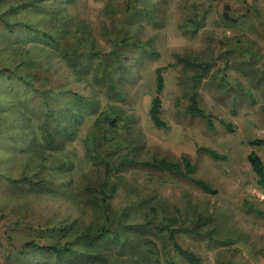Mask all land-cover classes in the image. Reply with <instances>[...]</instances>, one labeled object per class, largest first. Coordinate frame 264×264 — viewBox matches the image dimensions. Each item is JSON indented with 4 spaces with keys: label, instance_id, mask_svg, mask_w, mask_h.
Returning a JSON list of instances; mask_svg holds the SVG:
<instances>
[{
    "label": "rangeland",
    "instance_id": "374dc122",
    "mask_svg": "<svg viewBox=\"0 0 264 264\" xmlns=\"http://www.w3.org/2000/svg\"><path fill=\"white\" fill-rule=\"evenodd\" d=\"M54 1H43L40 10L30 9L28 16L27 11L7 15L8 23L0 17V69L17 67L36 45L30 53L39 62L30 71L36 73L37 86L48 90L45 98L38 97L31 89L9 87L0 76V98H8L0 109V173H5L0 175V262L7 264L5 248L31 237L28 228L14 225L21 219L26 224L55 219L76 220L81 226L103 223L105 215L86 187L108 179L119 184L110 212L123 214L124 225L131 224L126 229L131 246L121 247L112 239L100 250L105 261L189 264L175 252L168 235L158 233L149 221L166 223L174 217L173 227L178 228L202 214L211 217L212 224L201 234L179 232L177 240L203 264H264V216L245 205L264 210V189L248 158L255 150L264 161V144L250 145L251 140H264V0H70L68 24L45 12L58 9ZM23 17L40 29H53L65 50L44 40L45 33L36 28L42 42L34 38L16 44L21 33L15 30L9 36L7 26ZM75 51L80 59L70 62L64 54ZM183 60L205 68L187 66ZM159 67L165 68V127L156 126L149 114ZM195 75H201L199 101L212 115V127L186 112ZM76 93L94 104L82 106V121L70 125L75 137L60 139L56 150L49 149L47 163L54 165L41 171L31 151L39 147L46 99L61 115L63 104H77ZM105 112L118 117V131L109 123L97 125L98 114ZM25 133L37 138L33 150L18 148ZM202 148L224 158L199 152ZM183 156L196 167L191 177L131 162L106 175L103 164L111 161L117 167L123 159L155 158L180 162ZM63 162L68 164L63 170L55 167ZM21 175L48 179L55 189L38 193L4 178ZM193 179L205 180L216 192L203 191ZM150 207L157 210V218Z\"/></svg>",
    "mask_w": 264,
    "mask_h": 264
},
{
    "label": "trees",
    "instance_id": "16d2710c",
    "mask_svg": "<svg viewBox=\"0 0 264 264\" xmlns=\"http://www.w3.org/2000/svg\"><path fill=\"white\" fill-rule=\"evenodd\" d=\"M17 4L9 3L8 0H0L3 2L2 8H0V17L8 23L7 15H15L20 12H26L25 15L28 16L30 9L38 8V11L41 8V3L45 0H17ZM57 10L45 11L48 13H54L60 19L64 20L68 24L72 18L68 16L67 7L71 3L70 0H56L54 1ZM29 17H23L20 21L15 24L8 25V35H12L15 30H19L21 33L18 37L19 39L15 41L16 44L21 40L25 43L28 40H33L37 38V30L45 33L44 40L51 44H56V47L59 50H65V47H62V43L54 35V30L46 31L40 29L36 23H31ZM36 28V29H34ZM29 37L25 39L24 37ZM38 41L42 42V38H37ZM14 43V41H13ZM36 45H32L29 48L28 53L24 54L20 63L17 67H4L0 69V76L4 77L7 80V85L9 87H22L28 88L34 91L36 95L42 96L45 98L47 95V88H39L37 86L38 80L34 78L36 73L31 72L36 68L37 62H39V57L32 55L30 51ZM75 51L72 54H64L67 59L72 62V60H79V54ZM187 66H200L205 68L201 63H193L189 60H183ZM73 68L78 70L79 66L71 64ZM24 68L29 70L28 73H25ZM164 67H159L156 69V95L153 97L149 114L153 123L158 127H165L166 123L162 118V98L161 94L165 86V77H164ZM21 71V72H20ZM28 74V75H27ZM31 74L34 76L31 78ZM75 73H72L74 75ZM201 81V75H195L194 85L192 88L190 103L186 109V112L191 115L198 116L206 120L209 126H213V117L212 115L205 110V108L200 104L199 101V92L198 86ZM49 91H52L53 88H48ZM12 93L11 90L8 91ZM76 103H67L62 105L63 110L61 115H57L50 106V102L46 99L44 104V122L45 126L42 129V135L38 140L39 147L34 149L37 138L33 134H22L20 139L19 149L23 150H33L31 151V156L37 155L38 161L35 166L37 169L44 171L46 167L52 166L54 164L47 163L49 159V149H57V142L59 143L60 139H73L75 137V131L70 127L71 123H80L83 118L84 105L91 106L94 104L89 101V99L82 94H74ZM20 101L25 103L24 97H18ZM8 98H0V109L3 110V104ZM91 100L95 101L96 99L91 96ZM97 104V103H96ZM7 106V104H6ZM96 113V111H94ZM99 116V117H98ZM97 116V125L100 122L109 123L111 127L116 128V131L119 130V119L118 117L112 116L110 113L105 112L102 116L98 114ZM52 124V125H49ZM229 129H232L230 123H225ZM121 126V125H120ZM124 126V125H123ZM121 128V127H120ZM263 139H254L250 141V145H263ZM209 153L213 158L223 159L224 156L218 153L217 151L210 148H202L199 150ZM17 153V151L15 152ZM249 161L252 166L254 173L257 176L258 184L264 189V161L262 157L255 151H251L249 156ZM102 161V159H101ZM136 163L145 168L152 170L168 172L173 175H178L182 177H191L195 172L196 167L192 163L191 159L188 156H183L180 162L168 160L167 158L162 159H153L145 161H134L123 159L117 167L111 166V161H103L105 165V174L110 175L113 171H119L120 168L126 163ZM68 164L61 163L55 167L63 170ZM5 175V173H0V175ZM7 182L15 185L22 186H31L35 188L38 193H47L55 189L51 184V181L48 179H38L35 180L27 175H21L20 177L7 176L4 177ZM193 181L205 192L215 193L216 190L212 186L202 179H193ZM62 184H60V187ZM119 184L117 182L109 183L108 179H104L103 182L97 184L96 186H87L86 191L92 195V202L98 208L103 211L105 215V221L103 223L95 225H78L77 221H69L66 219H55L48 220L46 223L36 221L26 224V222L21 219L16 221L14 225H19L21 227H26L29 229L31 237L19 245H10L8 248H5V261L7 264H26V260L32 261L29 264H112L105 261V256L101 254L100 250L103 245L114 239L120 244L121 247L131 246V241L128 239V232L126 229L131 226L130 223L124 225V215L118 214L115 215L111 211L110 200L112 199L114 193L117 191ZM246 209L249 212H254L256 214L264 216V210L257 209L248 202L245 203ZM151 208V213L153 218H157V210L154 207ZM26 217V216H25ZM150 219V227L157 229V232L163 234L165 232L168 235L169 240L172 242L174 250L179 254L186 262L189 264H203L202 258L195 253L194 251L184 248L177 240V234L179 232H189L192 234H201L202 229L205 226L212 224L213 219L206 215H199L195 222L192 224L180 225L178 228H174L176 220L174 217L167 219V222L158 221ZM125 235V236H124ZM153 252V251H151ZM14 256V257H13ZM105 258V259H104ZM13 259V262L10 260ZM28 263V262H27ZM0 264H3L2 261Z\"/></svg>",
    "mask_w": 264,
    "mask_h": 264
}]
</instances>
